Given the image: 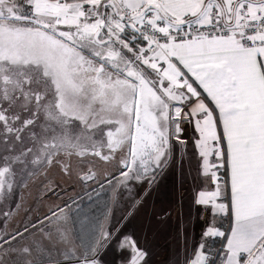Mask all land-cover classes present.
<instances>
[{"label": "snow or ice", "instance_id": "obj_1", "mask_svg": "<svg viewBox=\"0 0 264 264\" xmlns=\"http://www.w3.org/2000/svg\"><path fill=\"white\" fill-rule=\"evenodd\" d=\"M178 153L186 264H264V0H0V264H158L127 216Z\"/></svg>", "mask_w": 264, "mask_h": 264}, {"label": "crops", "instance_id": "obj_2", "mask_svg": "<svg viewBox=\"0 0 264 264\" xmlns=\"http://www.w3.org/2000/svg\"><path fill=\"white\" fill-rule=\"evenodd\" d=\"M78 150V148L66 146L60 150L59 159L67 163L69 162L68 153ZM75 162L76 157L72 156L71 163L74 172L76 170ZM104 167H106V165L100 164L98 170H102ZM51 171L56 174L58 179L64 180L67 184L73 182V180L60 176L57 169H52ZM192 185L193 178L188 173L187 161L185 160L182 162L179 153L171 164L157 171L155 179L152 180L150 184L147 179L139 181L136 184L135 195L140 196L141 193H143V196L140 203L137 204L127 216V223L135 227L137 237L140 239L142 245L149 249V252L153 256L154 254L157 255V251L154 250V248L156 243H158L154 236L157 232L154 229V224L162 225L163 219L165 220L164 223H166L167 217L169 216L176 215L182 217L178 224L180 226V241L178 245H170L169 252L165 251L162 255H158V258L154 257L157 259L156 261H158V264H160L159 261L165 262L166 260L169 261V264H186L195 254L199 243V236L196 234L194 238L191 237V221L193 218L199 217L200 206L197 203L194 205L192 203V201H195ZM68 191L71 192L72 188L69 187ZM131 199V197L122 199L113 206L111 210V221L113 223L121 221V218L125 216V212L130 206ZM47 203L48 201H45V204ZM195 213L198 214L195 216ZM148 236H150V239L154 237L152 241H150ZM143 238H148L149 240Z\"/></svg>", "mask_w": 264, "mask_h": 264}, {"label": "rangeland", "instance_id": "obj_3", "mask_svg": "<svg viewBox=\"0 0 264 264\" xmlns=\"http://www.w3.org/2000/svg\"><path fill=\"white\" fill-rule=\"evenodd\" d=\"M34 88L37 87V85H34L33 86ZM40 177H36V179L38 180ZM193 193L195 194L199 189H198V186L193 182ZM30 197H28V200L30 202ZM45 203V201H44ZM193 205L196 203L195 201H192ZM129 209V208H128ZM128 209L125 213L128 212ZM198 213H195L194 215L196 216ZM161 215V214H160ZM180 218L182 217H178L176 215L174 216H169L167 217V221L166 223H164V219H163V223L162 225H158V224H154V229L157 231L156 234H154V236L156 237V245H155V248L154 250H156L157 252V255L154 254L153 258L154 257H157L158 258V255H162L165 251H170L169 250V246L170 245H178L179 241H180V235H179V228L180 226L178 225L180 223ZM146 219V218H145ZM191 224H192V231H191V237L194 238L195 236L194 235H198L199 236V233L201 231V227H200V220H199V217L197 218H193L192 221H191ZM160 227V228H159ZM168 230H166V229ZM149 235V234H147ZM151 236V234H150ZM148 236V238L150 237ZM148 238H143L145 240H149ZM154 238V237H153ZM152 238V239H153ZM152 239H150V241H152ZM196 239H197V236H196ZM195 239V240H196ZM189 240V239H188ZM158 246V247H156ZM161 247V248H160ZM154 252V251H153ZM165 256V255H163ZM155 260H157L156 258H154ZM160 264H169V261L166 260L165 262H162V261H159Z\"/></svg>", "mask_w": 264, "mask_h": 264}]
</instances>
